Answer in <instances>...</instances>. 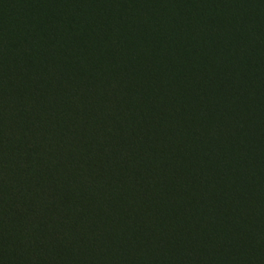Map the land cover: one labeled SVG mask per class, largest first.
<instances>
[{"label": "clouds", "instance_id": "clouds-1", "mask_svg": "<svg viewBox=\"0 0 264 264\" xmlns=\"http://www.w3.org/2000/svg\"><path fill=\"white\" fill-rule=\"evenodd\" d=\"M0 264H264V0H0Z\"/></svg>", "mask_w": 264, "mask_h": 264}]
</instances>
